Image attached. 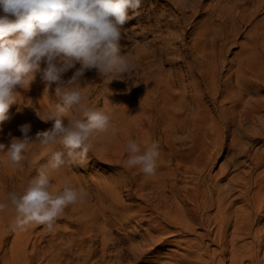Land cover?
<instances>
[{
    "label": "bare ground",
    "instance_id": "obj_1",
    "mask_svg": "<svg viewBox=\"0 0 264 264\" xmlns=\"http://www.w3.org/2000/svg\"><path fill=\"white\" fill-rule=\"evenodd\" d=\"M241 62L232 72L233 83L231 74L223 82V88L213 84L212 97H222L214 114L209 110L206 111L210 114L205 112L204 116L203 111L200 115L194 114L192 100L185 94L183 85L178 92L168 86L161 87L150 103L139 107L140 117L134 120L128 140H135L142 148L156 142L160 152L153 175H145L139 167H127L137 186H134V194L141 204L136 202L132 210L125 205L128 211L121 215L115 210L119 203L122 205L119 196V200L112 198L113 201L103 206L99 214H78L74 208L66 212L65 208L59 219H64L68 225L50 231L47 247L40 245L41 240L37 243L35 238L30 252H26L33 237V225L17 231L9 240L17 213L7 194L13 190H24L30 182L25 178L19 181L15 175L16 168L8 162L5 153H0V204L5 205L0 209V264H29L28 256L42 259L44 264H123L125 257L163 245H178L183 251L171 255L173 262L160 264H264V73L249 57ZM249 81L250 89L246 84ZM36 85L39 91L40 87H49L40 73L36 74L30 87ZM17 91V104L22 107L19 113L10 116L0 134V143L6 146L5 150L12 136H22L20 125L41 111L45 116L48 114L45 104L48 106L49 103L41 93L36 92L32 96L30 88H18ZM179 132H185L186 136H179ZM33 134L31 129L30 135ZM220 136L225 140L224 148L230 150L232 156L231 160L222 159L219 172L212 175L209 166L223 147L220 146ZM49 150L43 154L48 160ZM126 160L125 151V165ZM63 171L62 167L52 173V180L61 190L65 185L61 180ZM221 179H226L224 184L219 182ZM121 217H126V222L145 225L135 237L143 241L141 244L120 235L126 227L124 222L118 229H113V225L109 229L104 228ZM182 234L190 237L185 238ZM176 236L181 237L176 240Z\"/></svg>",
    "mask_w": 264,
    "mask_h": 264
},
{
    "label": "rangeland",
    "instance_id": "obj_2",
    "mask_svg": "<svg viewBox=\"0 0 264 264\" xmlns=\"http://www.w3.org/2000/svg\"><path fill=\"white\" fill-rule=\"evenodd\" d=\"M137 11L138 15L133 14L132 10L129 9V16L134 15V18L123 25L126 35L120 42L123 54L134 65V70L131 73L132 81L125 82L114 79L109 82L114 78L113 76L101 79L95 70L85 73V81L80 88L82 94L86 97L84 103L93 109L113 112L114 119L111 122V127L115 128L116 132L111 135L110 139H106L102 135L100 139L94 141L93 149L88 154L85 163L62 166L64 171L61 180L64 181V184H68L77 190L82 189L85 193L84 203H75L77 208L73 207L74 204H71L66 207V212H69V209L71 212L72 208H74V212H78V214L80 212L99 214L103 206L114 199L117 200L118 196L122 205L119 203L115 210L119 215L134 209L137 203L141 204L140 199L135 195L136 193L134 194V186L137 187L136 183L130 172H128L124 161L126 140L129 138L127 135L130 133L129 130H131L134 120L140 117L139 107L145 103H150L153 95L159 92V88L162 89L168 86L170 89L172 88V91L178 92L177 90H181L183 85L185 94L189 97L186 96L192 100L191 106L194 108H191L194 110V114L200 115L202 111L204 113L207 112L206 110L214 114L218 109L219 98L221 99L222 97H212L213 84L217 88L218 85L223 88V82L231 74L230 81H234L232 72L241 61L244 62L249 57L255 67L259 68L261 73H264V69H262L264 68V0H142V4ZM43 67L44 65H42ZM74 71L75 69L69 70L64 74L63 79H69ZM37 73L42 76V72ZM132 82L137 85L131 86ZM249 83L250 81L246 83L248 89L251 87ZM56 86L53 83L47 87V93H45L46 87H43L44 89L40 87L42 92L39 91L38 85L30 87L31 92H33L32 96L38 92L47 100L49 104L48 106L45 104V106L48 113L53 109L54 104L59 102V98L55 93ZM196 88L199 89V92ZM209 93L211 94L209 95ZM203 103L204 105H202ZM21 107L22 105L15 103L8 113L9 117L19 113ZM41 112L35 114L30 121L26 122L30 123L31 126L33 125V137H35V132L46 131L45 129H50L53 126L52 121L48 124L40 119L46 117ZM204 113L203 116L207 113L210 114L209 112ZM25 115L29 116L28 113H25ZM7 122L8 120L0 123V134L4 131V125ZM64 122L65 124L68 123L67 118H65ZM178 135L184 138L186 133L179 132ZM220 138V146H223L222 149H219L218 154L220 157L218 156L213 164L209 166L212 175L219 172V164L222 159L231 160L230 156H232V152L224 148L226 147L225 140L221 136ZM37 143L30 145V150L28 149L27 154L25 153L28 157V162L22 161L19 166L15 167V175L19 181L25 178L29 179L27 182H31L32 178L37 175L38 170L48 163L49 160L44 158L46 152L49 149L53 151L60 147L43 146L42 148V145L40 146ZM117 148L119 151H117ZM36 150L39 151L36 153ZM31 153L32 156H29ZM28 171L31 172L29 173ZM225 181L226 179L219 180L223 184ZM56 188L59 190H56ZM113 188L114 192L112 191ZM129 188L130 190H128ZM51 191H61L53 180L51 181ZM117 192L119 194H116ZM137 192L139 191L137 190ZM125 205H128L127 211V206ZM125 220L126 217H121L116 222L105 225L104 228L109 229L113 225V229H118L121 225L120 223L124 222L123 224H126V227L121 231L120 235L126 239H135V242L141 244L143 241L135 237L142 232L141 229L145 225H142V227L134 222L130 223V221L126 222ZM66 225L68 223L64 219L58 218L53 230L55 228L61 229ZM33 226V237L27 244L26 252H30L35 238L37 243L41 240L40 245L47 247V240L50 237V231L46 227L42 225ZM70 228H73V226ZM17 231L11 229L9 240ZM112 236H115V234L112 233ZM182 236L185 238L190 237L187 234H182ZM179 237L177 238L176 236V240ZM177 246L163 245L160 248H155V250L145 252L140 250L133 257H125V262H123L125 264H130L131 261L133 262L131 264L170 263L171 260V262L174 261V258L171 257L172 254L178 255L183 251L180 246ZM98 247L99 245L97 244L96 248L99 249ZM28 257L29 264H44L42 259L35 260L34 257Z\"/></svg>",
    "mask_w": 264,
    "mask_h": 264
},
{
    "label": "clouds",
    "instance_id": "obj_3",
    "mask_svg": "<svg viewBox=\"0 0 264 264\" xmlns=\"http://www.w3.org/2000/svg\"><path fill=\"white\" fill-rule=\"evenodd\" d=\"M141 4L142 0H0V123L10 119L9 108L17 103V89L28 90L37 72H42L48 86L57 85L59 98L46 117H39L52 121V128L33 137L31 124L24 123L19 126L22 136H12L7 150L0 143V153L7 155L13 167L28 159L25 153L36 142L60 146L51 151L48 163L28 187L8 192L17 213L13 231H24L31 225L52 231L67 206L83 202V190L68 184L57 193L51 192L52 173L62 166L85 163L94 141L115 134L111 127L114 113L89 107L80 88L85 73L91 70L101 79L113 76L109 82L132 81L134 65L123 54L120 42L126 35L123 25L134 18L129 9L138 15ZM71 69H75L73 75L64 80ZM136 85L132 82L131 86ZM125 151L127 167L155 174L160 155L156 142L142 148L129 139ZM4 207L0 204V209Z\"/></svg>",
    "mask_w": 264,
    "mask_h": 264
}]
</instances>
